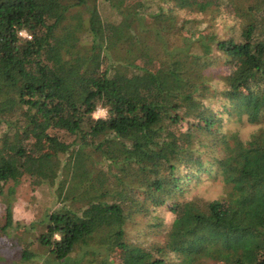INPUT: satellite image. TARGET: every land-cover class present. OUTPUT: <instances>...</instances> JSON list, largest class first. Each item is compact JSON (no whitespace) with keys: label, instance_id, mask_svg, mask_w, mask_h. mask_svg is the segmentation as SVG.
<instances>
[{"label":"trees","instance_id":"trees-1","mask_svg":"<svg viewBox=\"0 0 264 264\" xmlns=\"http://www.w3.org/2000/svg\"><path fill=\"white\" fill-rule=\"evenodd\" d=\"M211 6L238 25L175 12ZM220 82L264 120V0H0V264H264V127L223 131ZM208 174L226 197L180 200ZM23 177L58 202L29 224Z\"/></svg>","mask_w":264,"mask_h":264},{"label":"rangeland","instance_id":"rangeland-1","mask_svg":"<svg viewBox=\"0 0 264 264\" xmlns=\"http://www.w3.org/2000/svg\"><path fill=\"white\" fill-rule=\"evenodd\" d=\"M103 10H105L107 15L112 16L110 10L105 6ZM175 12L179 18H194L195 20L201 22V27L209 26L215 30L223 29L225 26L230 24L238 25V21L233 16L227 14L223 9L219 10L213 8L212 6L204 11L199 9H177ZM215 79L217 80V77H215ZM216 88L219 95L213 97L212 102L215 109L219 111V115L224 118L223 131H236L239 132L241 136L247 138L252 131L259 130L264 127V120L255 125L245 123L240 124L237 115L232 113L229 114V112L223 107L225 104L228 108L230 107L226 98L221 94L224 90V85L221 82L217 83ZM99 109H101V111L99 113L98 110L96 111V117H104L106 115V110L103 108ZM204 152L208 154L205 157L207 160L212 159L215 154H223L220 146H215L214 148L207 147ZM14 184L15 183H10L9 186H13ZM15 188L16 191L12 200L15 220L20 221L23 224H29L33 220L39 219L47 208L55 207L58 203L54 188L44 185L34 189L30 185L28 178L23 177ZM230 190V187L225 184L221 177H211L208 174L202 177L200 181H197V183L192 184L190 187H186L181 193L182 198H180V200L184 201L194 198H201L204 200L218 199L226 197ZM6 206V199L0 196V221L3 217ZM161 214L165 222L170 223L173 221L174 215L170 211L162 210ZM133 234L138 235L141 238L144 237L148 244L153 243L156 239H158L157 236L155 237L154 235L147 234L145 229L141 231L134 230ZM9 252L11 255L5 256L7 258V264H10L9 262H14L15 264H30L22 261L20 262L13 251L9 250ZM172 256L175 259H179L176 254H172ZM4 264L6 263L4 262Z\"/></svg>","mask_w":264,"mask_h":264},{"label":"built area","instance_id":"built-area-1","mask_svg":"<svg viewBox=\"0 0 264 264\" xmlns=\"http://www.w3.org/2000/svg\"><path fill=\"white\" fill-rule=\"evenodd\" d=\"M22 34L27 36V34H26L25 32H22ZM100 111H101V109H98V113H99Z\"/></svg>","mask_w":264,"mask_h":264}]
</instances>
